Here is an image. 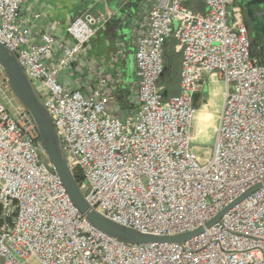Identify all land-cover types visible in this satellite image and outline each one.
Here are the masks:
<instances>
[{
	"label": "built area",
	"instance_id": "built-area-1",
	"mask_svg": "<svg viewBox=\"0 0 264 264\" xmlns=\"http://www.w3.org/2000/svg\"><path fill=\"white\" fill-rule=\"evenodd\" d=\"M187 1L148 7L134 52L139 104L119 118L100 88L84 94L57 80L95 34L92 15L66 26L73 43L49 66L53 35L31 41L23 0H0V42L49 112L89 206L143 233L203 228L181 242L124 243L90 225L42 161L30 114L6 105L10 89L0 66V264H264V64L250 54L241 9H229L234 0H204V11ZM169 37L181 54L179 90L163 97L158 82ZM217 73L224 100L212 155L200 164L189 150L193 97L200 80Z\"/></svg>",
	"mask_w": 264,
	"mask_h": 264
},
{
	"label": "crops",
	"instance_id": "crops-1",
	"mask_svg": "<svg viewBox=\"0 0 264 264\" xmlns=\"http://www.w3.org/2000/svg\"><path fill=\"white\" fill-rule=\"evenodd\" d=\"M154 1L23 0L20 15L29 29L31 41L40 42L43 33L53 35V52L46 58V63L53 66L62 48L73 43L66 26L77 16L93 14L97 26L95 34L80 48L76 58L59 71L57 80L68 89H78L84 94L100 88L111 96L110 111L123 118L139 104L134 52L137 36L146 27L148 7ZM196 1L188 0L187 4ZM201 1L202 9L196 11L205 10L204 0ZM243 2L234 0L229 9L239 7L242 12ZM246 27L249 37L253 39V28ZM175 49L178 50L176 45ZM178 66L179 72L181 54ZM158 83L163 87L167 85L162 78ZM167 89V95L178 92L179 73L176 82L170 79ZM224 92L225 85L219 73L205 75L200 80L197 111L192 122V140L214 142L217 125L214 121L221 110Z\"/></svg>",
	"mask_w": 264,
	"mask_h": 264
},
{
	"label": "water",
	"instance_id": "water-1",
	"mask_svg": "<svg viewBox=\"0 0 264 264\" xmlns=\"http://www.w3.org/2000/svg\"><path fill=\"white\" fill-rule=\"evenodd\" d=\"M245 6L247 7V16L249 20L254 23V27L256 29L263 28L264 0H247ZM90 15L93 16L91 13ZM0 66L10 91L30 114L47 158L62 187L73 205L90 225L107 236L124 243H146L155 241L181 242L202 231L203 228L199 227L192 231L173 235L143 233L106 218L98 211L92 209L87 203L74 174L69 168L65 152L62 148V144L49 112L37 97L30 80L20 65L15 53L1 42ZM162 96L166 97L167 92L163 91ZM197 98L198 93L194 94V103H196ZM259 186L260 185H255L254 187H251L234 202L257 189ZM225 210L226 209L220 211L213 219L206 223V226L208 227L217 221Z\"/></svg>",
	"mask_w": 264,
	"mask_h": 264
},
{
	"label": "rangeland",
	"instance_id": "rangeland-1",
	"mask_svg": "<svg viewBox=\"0 0 264 264\" xmlns=\"http://www.w3.org/2000/svg\"><path fill=\"white\" fill-rule=\"evenodd\" d=\"M251 22V21H250ZM252 23V36L254 38H257L259 45H264V27L261 29H256L254 27V23ZM179 51V50H178ZM180 52V51H179ZM178 60L176 61V73L172 76L174 82H176L177 80V76H178V70H179V66H178ZM5 103L8 106V108L10 109V111H16L19 108H24L21 103L17 100V98L13 95V93L11 91L8 92L7 98L5 99ZM197 106V105H196ZM218 118H215V123H217ZM213 146H214V142L210 141V142H204V143H200L194 140H191L190 146H189V150L190 153L192 155L193 158H195L198 163L203 164L205 163L212 155L213 152ZM41 159L42 161L49 165V160L47 158V155L45 152L41 153ZM3 261V259H0V263ZM29 264H38L35 260H31L29 262Z\"/></svg>",
	"mask_w": 264,
	"mask_h": 264
},
{
	"label": "trees",
	"instance_id": "trees-1",
	"mask_svg": "<svg viewBox=\"0 0 264 264\" xmlns=\"http://www.w3.org/2000/svg\"><path fill=\"white\" fill-rule=\"evenodd\" d=\"M189 7L195 10L202 9V1L197 0L194 4H187ZM176 40L173 37H169L163 47L164 56V71L161 76L162 79L166 80L167 85L172 76L176 73V61L179 58L180 52L175 49ZM250 54L256 58L260 64H264V45H259L257 38H250ZM179 73V72H178ZM167 85L164 86V90L168 91ZM76 181H80V177L75 175Z\"/></svg>",
	"mask_w": 264,
	"mask_h": 264
},
{
	"label": "flooded vegetation",
	"instance_id": "flooded-vegetation-1",
	"mask_svg": "<svg viewBox=\"0 0 264 264\" xmlns=\"http://www.w3.org/2000/svg\"><path fill=\"white\" fill-rule=\"evenodd\" d=\"M247 0H244L243 4H242V16H243V21L244 23L250 28H252V23L250 22L248 16H247V7L245 6Z\"/></svg>",
	"mask_w": 264,
	"mask_h": 264
},
{
	"label": "bare ground",
	"instance_id": "bare-ground-1",
	"mask_svg": "<svg viewBox=\"0 0 264 264\" xmlns=\"http://www.w3.org/2000/svg\"><path fill=\"white\" fill-rule=\"evenodd\" d=\"M204 118V117H203Z\"/></svg>",
	"mask_w": 264,
	"mask_h": 264
}]
</instances>
